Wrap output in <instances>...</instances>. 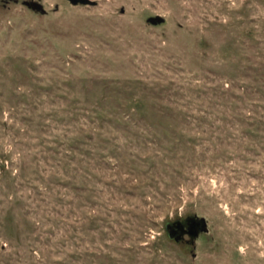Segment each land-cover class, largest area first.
<instances>
[{
    "label": "rangeland",
    "instance_id": "374dc122",
    "mask_svg": "<svg viewBox=\"0 0 264 264\" xmlns=\"http://www.w3.org/2000/svg\"><path fill=\"white\" fill-rule=\"evenodd\" d=\"M91 1L0 0V264H264V0Z\"/></svg>",
    "mask_w": 264,
    "mask_h": 264
},
{
    "label": "water",
    "instance_id": "95a60500",
    "mask_svg": "<svg viewBox=\"0 0 264 264\" xmlns=\"http://www.w3.org/2000/svg\"><path fill=\"white\" fill-rule=\"evenodd\" d=\"M72 5H89V6H95L97 3L95 1L91 0H69ZM34 7L36 9H41L40 5L34 4ZM150 23L153 25H158L163 22V19L161 17H154L151 18ZM186 223H188V228L185 229L183 226L182 228L179 227L178 229H181V231L175 229L176 223L168 224L166 229L168 232V235L171 239H175L177 242L185 238V235H188L190 238L191 243H194L195 240L200 236L201 233H208V224L206 219L204 218H198L197 216H191L186 219Z\"/></svg>",
    "mask_w": 264,
    "mask_h": 264
},
{
    "label": "flooded vegetation",
    "instance_id": "af4514ba",
    "mask_svg": "<svg viewBox=\"0 0 264 264\" xmlns=\"http://www.w3.org/2000/svg\"><path fill=\"white\" fill-rule=\"evenodd\" d=\"M187 219V218H186ZM186 219H180V220H176L175 222H173V223H176V225H174L175 226V229H177V230H179V231H181V229H178L179 227H185V229H187L188 228V223H186ZM186 237H188V235H185V238ZM185 238L184 239H182V240H180L179 242H177L175 239H172V240H174L175 242H177V243H181V242H183V241H185Z\"/></svg>",
    "mask_w": 264,
    "mask_h": 264
}]
</instances>
